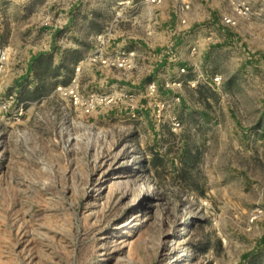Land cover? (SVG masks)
Segmentation results:
<instances>
[{
    "label": "rangeland",
    "instance_id": "rangeland-1",
    "mask_svg": "<svg viewBox=\"0 0 264 264\" xmlns=\"http://www.w3.org/2000/svg\"><path fill=\"white\" fill-rule=\"evenodd\" d=\"M141 1L0 0V264H264V0Z\"/></svg>",
    "mask_w": 264,
    "mask_h": 264
},
{
    "label": "built area",
    "instance_id": "built-area-1",
    "mask_svg": "<svg viewBox=\"0 0 264 264\" xmlns=\"http://www.w3.org/2000/svg\"><path fill=\"white\" fill-rule=\"evenodd\" d=\"M168 0H142V5H148L152 7H161ZM174 4L175 12L185 21V17L192 9V0H171ZM231 13L222 17L221 23L227 28H236L242 21L250 20L254 16V9L252 4L248 0H229ZM134 51H117L116 54L107 60H102L103 64H107L113 67L127 69L133 66V60L135 57ZM185 70H183L184 72ZM221 78L215 77L214 82L220 83ZM154 87V86H153ZM152 87V88H153ZM72 94H75L72 91ZM77 96H75L76 98ZM78 100V99H76ZM174 129L180 127L179 122L173 123ZM260 221L264 226V208H258L253 215V221Z\"/></svg>",
    "mask_w": 264,
    "mask_h": 264
},
{
    "label": "bare ground",
    "instance_id": "bare-ground-1",
    "mask_svg": "<svg viewBox=\"0 0 264 264\" xmlns=\"http://www.w3.org/2000/svg\"><path fill=\"white\" fill-rule=\"evenodd\" d=\"M121 185V184H120Z\"/></svg>",
    "mask_w": 264,
    "mask_h": 264
}]
</instances>
